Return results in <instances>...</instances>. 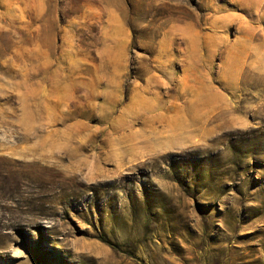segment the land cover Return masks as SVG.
<instances>
[{"label":"rangeland","instance_id":"obj_1","mask_svg":"<svg viewBox=\"0 0 264 264\" xmlns=\"http://www.w3.org/2000/svg\"><path fill=\"white\" fill-rule=\"evenodd\" d=\"M0 264H264V0H0Z\"/></svg>","mask_w":264,"mask_h":264},{"label":"trees","instance_id":"obj_2","mask_svg":"<svg viewBox=\"0 0 264 264\" xmlns=\"http://www.w3.org/2000/svg\"><path fill=\"white\" fill-rule=\"evenodd\" d=\"M101 238H102L103 241L110 243V241H108L106 238H104V237H101ZM110 244H112L113 246H116L113 243H110Z\"/></svg>","mask_w":264,"mask_h":264}]
</instances>
